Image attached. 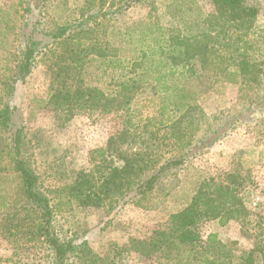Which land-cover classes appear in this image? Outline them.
Here are the masks:
<instances>
[{
    "label": "rangeland",
    "instance_id": "374dc122",
    "mask_svg": "<svg viewBox=\"0 0 264 264\" xmlns=\"http://www.w3.org/2000/svg\"><path fill=\"white\" fill-rule=\"evenodd\" d=\"M127 1L0 0V192L10 191L8 199L19 210L25 198L15 167L16 158H23L50 200L51 231L71 244L67 264L193 259L189 251L175 248L173 218L195 199L215 212L212 218L199 216L191 226L197 255L206 253L212 233L222 242L237 241L240 249L264 243V0H243L259 8L251 35L254 79L218 82L212 63L197 66L204 91L190 110L169 103L164 88L143 76V68L103 72L99 61H91L86 52L70 54L63 37L56 41L50 35L65 20L86 22L82 12H97L101 6L106 12L120 10L101 25L92 19L76 29L86 30L93 43L102 44L101 33L113 21L127 27L149 14L175 28L177 21L167 12L170 0ZM197 2L202 10L213 11L211 0ZM30 47L31 67L23 77L19 69ZM131 79L136 91L128 86L123 93ZM86 87L98 92V106L70 104L68 98L58 104L50 95L52 88L72 94ZM19 131L16 155L12 144ZM136 151L148 160L143 177L166 160L182 163L167 169L153 190L139 194L130 179L115 183L111 174L123 164V154ZM239 202L245 206L241 215L234 212L222 223L219 216ZM17 215H0V264H56L47 243L27 231L34 214L24 223L25 212ZM209 256L208 262L215 260L214 253Z\"/></svg>",
    "mask_w": 264,
    "mask_h": 264
},
{
    "label": "trees",
    "instance_id": "16d2710c",
    "mask_svg": "<svg viewBox=\"0 0 264 264\" xmlns=\"http://www.w3.org/2000/svg\"><path fill=\"white\" fill-rule=\"evenodd\" d=\"M136 1L138 0H128L126 5ZM211 1L214 4L213 11L206 12L198 6L197 0H170L167 12L177 21L175 28H168L157 23L152 14H149L147 19L132 22L127 27L113 21L104 27L101 33L102 44L93 43V37L86 30L83 33L81 31L76 33V29L82 24L85 27L88 26V22H92V19L99 21L96 24L101 25V21L112 12L102 11L103 6L97 12L89 14L82 12L83 17L87 15L86 22H84L85 18L77 20L79 17L65 20L50 35L56 41L63 37L61 41L70 54L86 52L90 55L91 61H99V67L105 68L103 72H106L108 67L124 72L130 68V70L143 68L146 71L143 76L152 77L156 84L165 89L162 93L167 94L169 103L179 110H190L204 91L202 75L197 72V66L212 63L218 82L224 83L241 84L253 80L256 75V62H254L256 59L252 52L251 35L255 33V21L259 8L245 4L243 0ZM119 10L120 8L114 10L112 15ZM231 28L236 30L231 32ZM117 43L120 45L117 46ZM33 54L34 49L30 47L25 56L26 60L19 69L23 77L30 70ZM134 85L131 79L130 83L121 90L124 93L130 86L135 92L137 86L134 87ZM126 94L122 96V103L127 100H124ZM50 95L58 104L61 98H68L70 104L86 105L90 102L92 106H98L96 101L98 92L91 87H86L85 90L76 88L72 94L69 90L63 94L57 88H52ZM129 99L131 98L128 97V101ZM20 133L19 131L12 144L16 149V155L20 154ZM144 155L145 153L137 151L128 155L123 154V164L115 167L111 173L113 181L117 183L118 180L130 179V187L132 189L134 187L139 194H145L155 188L160 176L167 169L182 163V159L166 160L156 172L143 177L142 173L148 166V160ZM15 168L21 181L25 201L22 202L19 210L15 209L8 199L7 194H10V191L3 188L2 191L7 194L0 192V215L5 218L16 217V214L19 215L23 211L25 217L20 220L24 223L31 221L29 216L34 214L27 231L37 234L39 239L47 243L55 254L56 264H67L66 258L71 250V244L62 242L51 231L53 211L49 198L41 189L38 174L26 165L23 158H16ZM121 172L126 173L127 178L121 175ZM233 205L235 207L233 210L227 209L225 214L219 216L222 223L226 222L225 219L232 218L234 212L235 216L239 217L241 211L245 210L243 202ZM214 213L212 206L203 208L198 199H195L191 205L175 214L173 218L177 231L175 248L179 252L189 251V255L194 256L193 259L186 261L178 260L179 264H257L261 258L264 259V247H262L264 243L256 244L250 250L240 249L242 247L237 241L222 242L216 233L209 235L205 247L206 253L197 255L195 246L192 244L195 236L191 226L196 223L199 216L205 215L212 218ZM212 253L215 255V260L211 258L208 262L209 254Z\"/></svg>",
    "mask_w": 264,
    "mask_h": 264
}]
</instances>
